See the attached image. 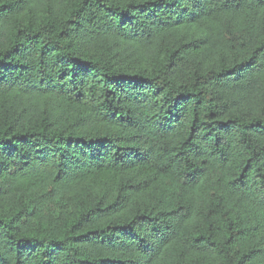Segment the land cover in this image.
<instances>
[{"label":"trees","instance_id":"16d2710c","mask_svg":"<svg viewBox=\"0 0 264 264\" xmlns=\"http://www.w3.org/2000/svg\"><path fill=\"white\" fill-rule=\"evenodd\" d=\"M0 264H264V0H0Z\"/></svg>","mask_w":264,"mask_h":264}]
</instances>
